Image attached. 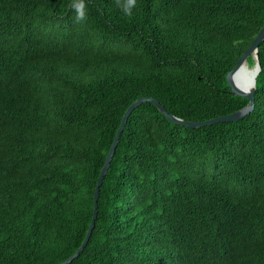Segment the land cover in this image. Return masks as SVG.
Wrapping results in <instances>:
<instances>
[{"label": "trees", "instance_id": "obj_1", "mask_svg": "<svg viewBox=\"0 0 264 264\" xmlns=\"http://www.w3.org/2000/svg\"><path fill=\"white\" fill-rule=\"evenodd\" d=\"M0 0V264H59L82 243L121 117L141 97L205 121L246 106L226 75L264 0ZM254 111L189 129L129 116L70 264H264V42ZM249 57L247 67L253 70Z\"/></svg>", "mask_w": 264, "mask_h": 264}, {"label": "water", "instance_id": "obj_2", "mask_svg": "<svg viewBox=\"0 0 264 264\" xmlns=\"http://www.w3.org/2000/svg\"><path fill=\"white\" fill-rule=\"evenodd\" d=\"M263 42H264V24L257 32L256 36L254 37L250 45L239 56L233 69L229 71L226 75V81H227L228 86L231 89V94L245 98L248 101L245 107L233 113H230L225 116L216 117L213 119H208L205 121H186L184 119H181L174 115L169 114L167 110L156 99L152 97H141L135 100L133 103H131L127 107V109L125 110V112L123 113L121 117L119 127L115 133L114 139L111 143V146L109 148V151L106 155L103 166L101 167V170L99 172V175L96 181L94 194H93V211H92V216H91L90 223L88 225L85 237L82 243L80 244V246L78 247V249L69 258H67L66 260H64L63 262L59 264H70L74 259H76L79 256V254L83 251V249L85 248V246L87 245L90 239V236L95 226V221H96L97 213H98V198H99L100 187L109 169V166L114 156L116 147L119 143L120 136L122 132L124 131L127 120L129 116L133 113V111L138 106L144 103H151L159 110V112L170 123L183 126L189 129H198L204 126L215 125V124H220V123L238 122L244 119L245 117H247L249 114H251L254 111V107H255V100H254L255 90H256L255 89V79L261 69L259 57H258V48ZM249 57H251V59L253 60L255 64L253 70H249L247 67V59ZM244 67H246V69H243ZM241 69H243L242 72H240Z\"/></svg>", "mask_w": 264, "mask_h": 264}, {"label": "clouds", "instance_id": "obj_3", "mask_svg": "<svg viewBox=\"0 0 264 264\" xmlns=\"http://www.w3.org/2000/svg\"><path fill=\"white\" fill-rule=\"evenodd\" d=\"M116 3L125 15L131 16L133 9L136 7L137 0H116ZM70 7L71 10H73L75 13V23L80 24L87 19V5L85 3V0H72ZM8 110L9 107H7V105L0 99V111L7 112Z\"/></svg>", "mask_w": 264, "mask_h": 264}, {"label": "bare ground", "instance_id": "obj_4", "mask_svg": "<svg viewBox=\"0 0 264 264\" xmlns=\"http://www.w3.org/2000/svg\"><path fill=\"white\" fill-rule=\"evenodd\" d=\"M243 69H246V67H244ZM243 69H241V70H240V72H242V71H243Z\"/></svg>", "mask_w": 264, "mask_h": 264}]
</instances>
